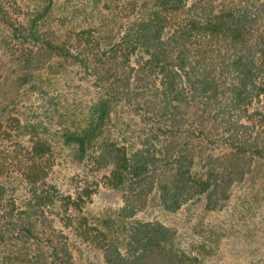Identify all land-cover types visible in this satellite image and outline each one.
Returning <instances> with one entry per match:
<instances>
[{
  "label": "trees",
  "instance_id": "16d2710c",
  "mask_svg": "<svg viewBox=\"0 0 264 264\" xmlns=\"http://www.w3.org/2000/svg\"><path fill=\"white\" fill-rule=\"evenodd\" d=\"M0 32V264H194L138 212L218 210L264 160V0H0ZM53 58L89 92L66 124L18 91Z\"/></svg>",
  "mask_w": 264,
  "mask_h": 264
},
{
  "label": "rangeland",
  "instance_id": "374dc122",
  "mask_svg": "<svg viewBox=\"0 0 264 264\" xmlns=\"http://www.w3.org/2000/svg\"><path fill=\"white\" fill-rule=\"evenodd\" d=\"M4 46L8 45H0V85L7 92L12 90L10 81L15 71L12 67L7 68L11 60L6 52L9 50L5 51ZM52 60L48 71L36 70L39 75L19 86L18 91L33 85L30 91L34 101L46 108L45 113L52 109H49L53 107L50 103L56 102L52 120H62L66 124L71 113L85 107L89 92L81 84L82 80L77 78L74 68L59 58ZM15 91L16 88L12 94ZM122 120L119 118L118 122ZM118 205V193L99 185V191L93 196L88 209L100 213ZM146 208L138 214L155 217L174 227L182 249H188V255L198 253L199 258L194 260V264H264V160L258 161L243 181L231 185L230 197L218 210L200 212L196 203H188L173 213L154 206ZM197 219L200 223H196ZM88 258L91 260L87 251H80L82 263L89 264Z\"/></svg>",
  "mask_w": 264,
  "mask_h": 264
}]
</instances>
